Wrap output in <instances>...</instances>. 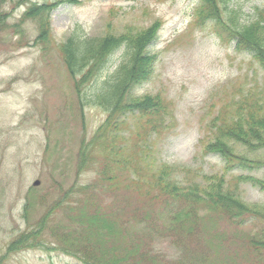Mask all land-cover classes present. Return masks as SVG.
Listing matches in <instances>:
<instances>
[{
  "label": "rangeland",
  "instance_id": "rangeland-1",
  "mask_svg": "<svg viewBox=\"0 0 264 264\" xmlns=\"http://www.w3.org/2000/svg\"><path fill=\"white\" fill-rule=\"evenodd\" d=\"M234 1L245 19L252 16L255 6L264 7V0ZM43 2L52 7L47 19L46 12L43 14L47 27L41 32L33 6ZM197 3L0 0V29L9 28L0 34V264H91L70 253L74 250L100 256V264H141L136 262V251L144 242L139 240L132 249L127 237L143 234L157 239L156 253L165 255L171 264L172 258L182 264L181 248L173 240L159 241L167 227L182 246L191 242L195 248L199 241L205 253L200 249L192 252L206 258L204 264L255 263L257 253L247 247L245 238L256 236L259 242L264 241V189L250 183L240 187V197L258 211L239 228L220 206L214 209L203 201L191 209L174 202V210L167 201L154 197L148 202L135 191L120 189L133 170L121 169L115 174L100 143L95 144L93 155L81 162L85 144L109 117V112L87 95L115 70L124 47L112 54L97 76L83 79L82 73L70 70L62 43L78 28L87 36L120 35L159 21L158 38L149 47L156 55L152 73L134 89L140 96L160 95L168 110L167 122L164 117L153 118L157 127L148 146L149 159L185 167L177 170V180L196 185V180L203 178L200 187L207 186L203 176L224 171L226 164L220 154L204 152L202 139L211 133L212 120L229 108L231 99H220L241 83L244 89L259 86L264 81V67L252 52H238L234 42L226 44L213 21L190 24ZM126 117L119 118L125 128L126 119L133 123L147 118L141 114ZM160 120H164L161 126L157 125ZM232 147L235 153L249 157L261 155L234 142ZM139 164L144 174H152L143 158ZM241 173L264 180V168L236 167L229 178ZM110 176H116L115 184ZM187 222L192 228H186ZM151 230L162 234L154 236ZM23 232H29L34 242L9 252L12 240ZM260 259L264 264V257Z\"/></svg>",
  "mask_w": 264,
  "mask_h": 264
},
{
  "label": "trees",
  "instance_id": "trees-1",
  "mask_svg": "<svg viewBox=\"0 0 264 264\" xmlns=\"http://www.w3.org/2000/svg\"><path fill=\"white\" fill-rule=\"evenodd\" d=\"M51 7L48 4L40 3H35L33 6L34 17L41 27V32L47 27L44 26L46 23L43 21V14L46 12L47 19ZM39 12L42 15H39ZM196 12L199 22H204L207 19L213 20L219 34L224 39H236L237 46L254 53L255 59L264 67V8L254 7L252 16L245 19L242 8L237 6L234 0H203V4L197 8ZM2 15L0 12V16ZM2 23L3 20L0 18V25ZM160 24L161 22L155 21L151 27L131 29L120 35L105 34L101 36H86L84 31L78 28L70 33L62 43L61 49L70 70L76 74L82 73L83 79H90L92 74L97 76L102 65L105 67L110 62L112 54L120 47L125 46L116 70L106 76L92 94L87 95L93 104L103 106L109 112V117L99 128L94 139L85 144L82 149L81 162L83 164L86 159L92 156L95 144L100 143L105 147V153L111 162L109 168L114 169L115 174L121 169L123 172L133 170V173H129V176L126 177L125 182L121 183L122 179L120 178L119 183L122 184L120 189L135 191L139 198H147L148 202L154 197V200L161 199L162 203L167 201L174 210L176 209L174 202L176 206L177 204H183L185 207L189 205L191 209H197L198 204L203 201L214 209L220 206L224 211H228L236 226L242 228L246 219L254 216L253 213H256L254 210L257 209H253L256 207L254 204H249L250 207L240 197V187L242 184L250 183L264 189V180L249 173L237 174L230 178L229 174L236 167L247 170L264 168V81L262 83L258 81L259 86L254 85L247 89H244L241 83V86L236 87L230 94H226L225 99L221 98L220 101L226 100V102L231 99L229 108L226 113L223 110L219 116L212 120L209 128L212 131L208 136V138L212 137V141L210 140L211 142L209 141L208 144V138L202 139L205 144L204 152L214 151L220 154L226 164L224 171L221 174L203 176L207 182L205 187H200L204 181L203 178L196 180V185L179 182L176 177L177 170L185 169V167L164 162L157 164L154 159H149L150 148L148 146L152 141V136L156 134L153 129L157 127L153 118L164 117L167 122L168 110L161 96L150 95L137 98L130 95L128 98L126 97L134 85L146 81L152 73L156 55L148 51V45L156 37ZM4 29L6 26L0 29V32ZM136 114L147 118L143 122L134 119L133 123L126 119L127 128H125L124 120H119L121 115L134 118ZM113 123L115 124L113 125ZM163 123L164 120H160L157 125L161 126ZM121 140L122 145L119 144ZM232 142L246 146L250 152H260L261 155L249 157L247 154L235 153ZM142 158L147 162V167L152 169L148 170L149 173H152L151 175H146L141 170L139 161ZM115 177L110 176L108 179H112V183L115 184ZM83 188L89 190L90 185H84ZM82 191L87 193V191ZM185 226L190 229L193 224L187 222ZM151 228L154 227L149 226V229ZM169 229L167 227L166 232L165 228L162 229L165 233L158 237L159 241L169 240L172 242L173 240L172 243L181 248L178 250L181 252L180 258L183 257L182 264H186V262L187 264L205 263L206 258L199 257L201 254L194 256L192 252L196 251L195 249H200L205 253L199 241L195 248L191 242L187 246H182L179 244V240L168 232ZM151 232L154 236L162 234L155 230H151ZM30 239L29 232L21 233L10 243L9 252L18 250L22 246L29 247L28 242H34V239ZM139 240L144 242V246L136 251V256L139 258L136 262L171 264L167 261L169 258L154 251L157 239L149 234L136 235L133 238L127 237L128 247L132 248ZM148 240L149 245L146 244ZM245 240H247V247L257 253L254 264H262L261 259L259 262V258L264 257L262 248L264 241L259 242L256 236L253 238L247 236ZM70 253L77 254L81 260L91 264H100L98 262L103 260L100 256L87 251L85 253L74 250ZM191 256L195 260L190 258ZM184 259L188 260L184 262ZM172 262L181 264L179 259L172 258Z\"/></svg>",
  "mask_w": 264,
  "mask_h": 264
}]
</instances>
